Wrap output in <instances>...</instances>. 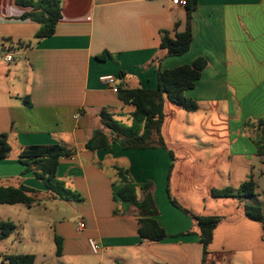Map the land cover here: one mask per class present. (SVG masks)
I'll return each instance as SVG.
<instances>
[{"label": "crops", "instance_id": "obj_1", "mask_svg": "<svg viewBox=\"0 0 264 264\" xmlns=\"http://www.w3.org/2000/svg\"><path fill=\"white\" fill-rule=\"evenodd\" d=\"M59 1L53 34L35 39L40 25L21 19L33 9L0 0V133L10 146L9 155L0 159V186L33 189L36 201L28 208L59 214L37 222L48 228L53 248L35 249L36 234L25 235L23 226H14L0 240L12 246L0 253V264H7L4 256L19 254L33 255V264H202L197 231L183 235L192 221L169 203L167 183L186 210L222 218L206 264H264V225L245 216L247 203L210 196L211 189L236 190L264 177V157L255 146L256 124L264 123V0H197L189 49L168 57L159 47V32L174 38L185 20V8L171 0ZM199 59L206 66L185 92L197 110L163 104L161 136L173 161L163 148L123 149L114 137L107 138L108 149L85 148L95 131L109 136L101 110L113 119L126 117L128 124L133 110L99 82L100 76H113L120 88L152 90L157 70ZM53 144L71 152L59 159L56 178L76 199L47 190L18 162L23 148ZM116 169L127 170L138 185L136 199L142 195L139 186L151 184L158 210L154 219L167 235L163 241H139L140 217L113 200ZM78 219L85 224L79 233ZM88 238L96 242L97 254L90 252Z\"/></svg>", "mask_w": 264, "mask_h": 264}, {"label": "trees", "instance_id": "obj_2", "mask_svg": "<svg viewBox=\"0 0 264 264\" xmlns=\"http://www.w3.org/2000/svg\"><path fill=\"white\" fill-rule=\"evenodd\" d=\"M21 6H29L32 12L25 13L21 19H29L40 25L35 34V39L50 37L54 32V26L60 17L59 0H15ZM197 0H186L184 27L181 32H176L174 38L169 37L166 31L159 32V47L165 51V56H180L187 52L191 43L190 20L191 13L195 10ZM177 24L175 25L176 30ZM18 45H21L19 43ZM104 55L98 59H103ZM204 60H196L192 64L182 65L168 70H157L155 89L146 90L141 88H120L117 83V94L120 101L126 105H132L133 110L129 116V124H123L113 119L112 115L105 110L98 114L103 127L108 131L107 137L102 131H95L92 138L85 144L89 150L108 149L107 138L118 139L123 149H147L160 147L166 150L171 161L173 156L165 146L161 136V127L164 120L163 104L169 101L180 106L186 112L197 110V104L186 97L185 92L192 89L200 78L201 71L205 68ZM258 139L255 142L256 153L264 157V123L256 124ZM10 153L7 136L0 133V159L6 158ZM70 151L57 144L33 145L23 148L18 156V162L24 166L23 172H32L45 188L65 200L76 199L72 192L67 190L63 183L56 178V168L59 159L70 155ZM172 168V163L169 171ZM117 183L112 184V196L115 202H119L123 209L131 208L130 213L139 216V228L137 230L140 242L159 243L167 235L157 224L154 217L158 210L153 201L151 184L140 185L142 193L140 199H136V186L127 170L116 169ZM168 171V173H169ZM255 183L250 180L242 183L236 190L230 188L211 189L210 196L213 198L245 199L255 196ZM36 192L23 185L0 186V205L23 204L27 207L35 203L36 198L32 195ZM166 193L169 203L188 215L197 227V234L192 230L183 235L196 234L201 245V262L206 264L208 247L212 241V233L222 218L218 216H198L182 207L170 194L168 183ZM245 216L256 222L264 224V213L259 205L244 206ZM14 225L9 221L0 220V240L9 237L13 232ZM57 255L60 254V244L54 239ZM33 255H6L3 261L7 264H33Z\"/></svg>", "mask_w": 264, "mask_h": 264}, {"label": "rangeland", "instance_id": "obj_3", "mask_svg": "<svg viewBox=\"0 0 264 264\" xmlns=\"http://www.w3.org/2000/svg\"><path fill=\"white\" fill-rule=\"evenodd\" d=\"M114 119L123 121L125 124H128L126 122L127 121L126 117H115ZM255 184H256L255 196L245 198L243 199V202L249 205H259L260 207H262V213H264V177L257 179V181H255ZM61 211H62V214H60V216H63L65 214V211L64 210H61ZM224 211L225 213H230L231 210L225 209ZM43 215L45 216L44 220H46L49 216L54 215L57 217L59 214H55L54 211L44 210V209L39 211L35 207L28 208L27 206L23 204H13V205L1 204L0 205V219L1 220L11 222L15 226L16 230L20 229L21 226H23L24 227L23 233L25 235L27 233H35L37 237V243L34 246V248L35 249L41 248L43 251L48 252L54 246L49 240L48 228H46L43 225H40L44 221L42 218ZM37 222H39L40 224H37ZM191 223H192V228L190 230L197 231L198 229L195 223L193 221ZM22 246L24 247V245ZM8 251H12L11 244L9 243L8 240L2 241V243H0V253H7Z\"/></svg>", "mask_w": 264, "mask_h": 264}, {"label": "built area", "instance_id": "obj_4", "mask_svg": "<svg viewBox=\"0 0 264 264\" xmlns=\"http://www.w3.org/2000/svg\"><path fill=\"white\" fill-rule=\"evenodd\" d=\"M172 4L175 6L184 7L186 4V0H171ZM6 60H10V57H6ZM99 82H101L104 86H107L112 92H117V80L111 75H102L98 78ZM77 115H75L76 117ZM85 229V224L82 219H78L75 222V230L76 232H82ZM87 245L92 254H97L98 246L96 242L92 238L87 239Z\"/></svg>", "mask_w": 264, "mask_h": 264}]
</instances>
